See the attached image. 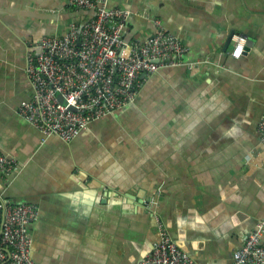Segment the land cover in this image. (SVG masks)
I'll use <instances>...</instances> for the list:
<instances>
[{"label":"crops","instance_id":"obj_1","mask_svg":"<svg viewBox=\"0 0 264 264\" xmlns=\"http://www.w3.org/2000/svg\"><path fill=\"white\" fill-rule=\"evenodd\" d=\"M108 4L130 11L127 45L158 18L187 49L142 75L133 103L64 141L17 110L31 97L26 55L92 10L0 0V152L20 165L0 172V194L38 207L29 233L40 264H139L158 240L154 212L197 264H233L252 230L264 245V0ZM233 33L251 40L238 58Z\"/></svg>","mask_w":264,"mask_h":264},{"label":"built area","instance_id":"obj_2","mask_svg":"<svg viewBox=\"0 0 264 264\" xmlns=\"http://www.w3.org/2000/svg\"><path fill=\"white\" fill-rule=\"evenodd\" d=\"M109 0H66L68 6L92 10L80 21H71L61 35L42 36L26 55L25 72L31 97L18 112L44 136L70 141L92 121L108 116L135 101L142 75L181 61L186 47L180 39L152 20L154 29L140 45L125 43L123 32L130 11L109 6ZM232 57L238 58L247 43L241 33L231 35ZM35 46V49L33 48ZM264 143V112L258 121ZM20 168L15 158L0 152L3 175ZM33 203H12L0 194V264H40L31 256L29 224L38 216ZM158 240L139 264H197L182 250L154 212ZM261 228L249 232L233 251V264H264Z\"/></svg>","mask_w":264,"mask_h":264},{"label":"water","instance_id":"obj_3","mask_svg":"<svg viewBox=\"0 0 264 264\" xmlns=\"http://www.w3.org/2000/svg\"><path fill=\"white\" fill-rule=\"evenodd\" d=\"M230 36H231V35H230ZM230 39H231V37H230ZM250 44H251V40L248 39L245 48H247Z\"/></svg>","mask_w":264,"mask_h":264},{"label":"rangeland","instance_id":"obj_4","mask_svg":"<svg viewBox=\"0 0 264 264\" xmlns=\"http://www.w3.org/2000/svg\"><path fill=\"white\" fill-rule=\"evenodd\" d=\"M263 245V244H262Z\"/></svg>","mask_w":264,"mask_h":264}]
</instances>
